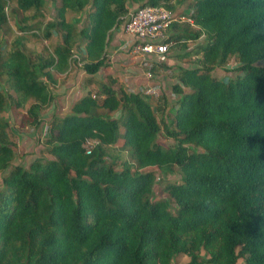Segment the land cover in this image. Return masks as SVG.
<instances>
[{"label": "trees", "instance_id": "16d2710c", "mask_svg": "<svg viewBox=\"0 0 264 264\" xmlns=\"http://www.w3.org/2000/svg\"><path fill=\"white\" fill-rule=\"evenodd\" d=\"M182 1L55 0L42 23L45 0H0V34L11 5L31 20L8 44L0 38V264H171L179 255L183 264H264V0H189L194 27L172 23L165 41L198 63L176 66L167 119L148 95L94 77L129 5L173 11ZM83 10V26L65 19ZM53 29L63 36L46 55L26 50L24 38L48 40ZM230 56L237 74L215 77ZM74 61L96 90L48 120L50 159L13 164L3 112L22 108L18 127L37 128L53 72ZM156 173L168 198L151 199Z\"/></svg>", "mask_w": 264, "mask_h": 264}, {"label": "rangeland", "instance_id": "374dc122", "mask_svg": "<svg viewBox=\"0 0 264 264\" xmlns=\"http://www.w3.org/2000/svg\"><path fill=\"white\" fill-rule=\"evenodd\" d=\"M55 0H45V4L42 8V13H43V18H39L38 21L45 23L47 21H50L54 17V10H53V3ZM12 6V7H11ZM8 7V17H7V22L2 26V32L0 34L1 41H5L7 44L12 41L17 35L21 34V31L19 30V27H22L23 25H28L31 23L30 19L24 20L23 17L28 15V12L26 13H21L19 10H17L14 5H11ZM135 7V5H129L128 9L132 10ZM176 10H179L183 13V15L186 16L190 12V1L189 0H183L180 4L176 5ZM86 10L81 11L78 14H73L72 12H66L65 13V19L66 20H73L77 22L78 27H81L84 25V14ZM43 27V26H42ZM192 29V28H191ZM194 29V28H193ZM23 34V33H22ZM21 34V35H22ZM120 38H118L119 44H123L125 39H123L122 35L118 34ZM24 36H26L24 34ZM63 36V33L60 31L56 30H51V35L50 38L43 39L42 37H27L24 38L23 40V45L26 48V50L33 51L34 53H39L42 55H46V53L51 49V46L55 43H59L61 38ZM128 40L130 38L126 37ZM202 37L198 38L196 42L200 41ZM196 42H187L186 47L190 48L192 47ZM181 50L178 49L177 46L171 48L168 59L166 62L162 63L163 65L159 66L156 68L154 71H152V76L148 80L145 79V76H142V73H145V69L139 66V63L137 62L136 58L133 55H128L126 51H119L116 53V59L121 60V55L124 59H126V63H119L117 64L119 67H125V66H130L128 69V73H123L124 78H132L133 80H129L127 83L125 80L123 81L122 79L119 81L117 77L114 74H111L115 76V83L112 85L114 88H117L118 86H122L126 91H133V92H142L144 93L145 89V83L147 81L152 82L156 86V95H149V101L151 103V106L153 109L157 107V105H160L162 107L165 106V109L167 111L164 112V116L162 117L163 119H167L171 116V112L169 110V106L174 102L176 99V94L172 90V85L175 83L176 78L174 77L176 66L184 67V68H192L197 65L198 63V57H189V58H183L179 59L176 57L177 53H180ZM73 53L74 55H79V49L76 47L73 48ZM128 55V56H127ZM238 62L236 59L232 56L228 57L226 60L225 64L222 66L215 67L214 70L212 71V74L217 77L221 78L223 80H227L228 78L233 77L234 75L237 74V71L235 68L237 67ZM71 70L68 72L67 76H62L59 77V75L55 76L54 78L59 77V82L62 84L67 83L69 79H71V87L72 92L71 94L74 93V96L79 95V92L85 88V86H88L89 83H86L84 81L87 77V75L83 72L81 69L80 65L77 62H72L71 64ZM56 75V73L53 72V76ZM107 73L106 70H103L101 68L96 74L95 77L98 80L101 81H106L107 80ZM103 79V80H102ZM131 81V82H130ZM125 83L127 85H125ZM132 83V84H131ZM67 85V84H66ZM144 85V87H143ZM3 88V86L1 85ZM92 90L91 93H94V91L97 88V84L94 83L92 84ZM76 90V93H75ZM80 90V91H79ZM94 90V91H93ZM84 93V91H83ZM145 94V93H144ZM159 97H162L159 99ZM70 98L72 96L70 95ZM164 104H163V103ZM8 110V109H7ZM12 110V109H11ZM14 111V110H13ZM101 110H99L100 112ZM16 112L14 111V115L12 117L8 116L6 111L3 112V117L9 121L13 127L10 128L12 129V133H10V140L12 141V150L14 154V158L12 160L13 164H20L23 166H27L33 159L35 158H51L50 155L43 153L42 149L44 147L43 140L46 138V125L42 124L40 129H36L32 131V129L26 128H21L22 132L18 135L16 130L18 129V119L20 117L16 116ZM20 113V112H19ZM157 118L160 117L159 113H156ZM45 116V115H44ZM46 122V120L44 119ZM48 121V120H47ZM17 125V126H14ZM29 133V134H28ZM158 140L161 143L168 144L169 141L164 139L161 134L158 136ZM93 143V142H92ZM147 169H152V168H147ZM156 178H155V183L153 184L152 187V195L151 199H157V198H168V196L165 193L159 192V183L160 181L163 180V177L156 173ZM177 178V174L175 172L168 174L164 179L168 180H174ZM171 202V200L169 199ZM171 209L173 208L172 202L170 203ZM188 260V257L185 255H179L171 260V264H183Z\"/></svg>", "mask_w": 264, "mask_h": 264}, {"label": "built area", "instance_id": "2783aa9c", "mask_svg": "<svg viewBox=\"0 0 264 264\" xmlns=\"http://www.w3.org/2000/svg\"><path fill=\"white\" fill-rule=\"evenodd\" d=\"M180 13L179 10L170 11L163 6L134 7L132 10H128L118 25V31L125 37L120 49L136 58L139 66L145 69V73L141 74L145 76V79L151 78L150 68L153 64L166 62L169 52L175 44L172 40L165 41L170 25L172 23H188L193 26L191 19ZM72 58H76L74 53ZM144 93L148 96H155L156 86L147 81ZM92 142L94 141L86 142L85 153H89Z\"/></svg>", "mask_w": 264, "mask_h": 264}, {"label": "crops", "instance_id": "0c3cea01", "mask_svg": "<svg viewBox=\"0 0 264 264\" xmlns=\"http://www.w3.org/2000/svg\"><path fill=\"white\" fill-rule=\"evenodd\" d=\"M69 12V11H67ZM120 32L118 31V26L115 27L114 29L111 30L110 34H109V39H108V43L106 45V55H107V66L103 68V70H106V73L108 74L107 76H111L113 78H115V76L117 77V79L120 81L123 77V81L125 80L127 83L129 82V80H133L132 78H124V75L123 73H128L129 71V67L130 66H125V67H119L117 64H121V63H126V59H124L121 55V60H117L115 57H116V53H118L119 51H121L120 47H121V43L119 44L118 42V38ZM121 35V34H120ZM123 39H125L124 36H122ZM130 55V54H128ZM127 55V56H128ZM71 67L63 72V73H56L55 76L59 75V77H64V76H67L68 75V72L71 70ZM111 74H114L115 76L111 75ZM59 77L55 78L56 81L54 84H50L49 85V90H50V93H51V96H52V99H51V102L49 104H47L45 107H43L40 111V119H41V123L39 125V129L40 127L42 126V124L46 125V129H47V120H49L52 116H62L66 113H69V107L72 103V101H74L75 99L79 98L83 93V91H91L92 90V84H94V82H91L89 83L88 86H85V88H82L83 90H79V95L77 96H74L75 94L74 93H70L72 92V83H71V79H69L67 81V83L65 84H62L59 82ZM95 77V75H94ZM96 78V77H95ZM103 80V79H102ZM85 81V80H84ZM131 82V81H130ZM67 84V85H66ZM132 84V83H131ZM125 85H127L125 83ZM94 91V90H93ZM75 93H76V90H75ZM74 94V95H73ZM70 95L72 96V98H70ZM8 109V110H7ZM6 113L8 116L12 117L14 115V111H17L16 112V116H19L21 115V113H23L24 109L22 108H19V109H13L11 110V108H6L5 109ZM4 111V112H5ZM20 112V113H19ZM45 115V116H44ZM6 119V118H5ZM44 119L46 120V122L44 121ZM7 120V119H6ZM9 122V121H8ZM14 126H17V125H14ZM13 126L9 123V131L10 133H12V128ZM36 128V129H38ZM29 129H32L35 130L34 128H28V131H30ZM16 130V132L18 133V135L20 134V132H22L21 128H18V129H14ZM29 134V133H28ZM47 134V132H46Z\"/></svg>", "mask_w": 264, "mask_h": 264}]
</instances>
